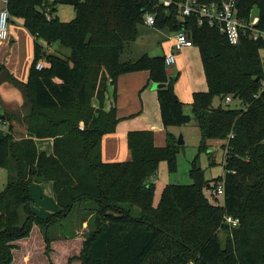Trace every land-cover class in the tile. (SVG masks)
<instances>
[{"label": "trees", "instance_id": "trees-1", "mask_svg": "<svg viewBox=\"0 0 264 264\" xmlns=\"http://www.w3.org/2000/svg\"><path fill=\"white\" fill-rule=\"evenodd\" d=\"M58 2L72 4L76 16L61 20ZM238 5L242 19L258 16L256 26L264 28V0H238ZM46 7L53 14L50 20ZM8 8L11 19H22L34 36V57L27 81L0 63V83L12 81L23 91L27 126L22 137L13 126L0 137V166L8 170L0 190V264H13L15 242L29 237L35 225L50 250L54 230L76 234L73 220L88 227L82 264H264V37L242 35L233 44L217 26L200 23L197 13L182 15L177 5H157V0H9ZM147 12L156 13L157 27L188 30L199 47L208 89L194 92L192 113L176 92L179 73H168L165 55L124 58ZM57 41L70 48L67 56L48 50ZM40 60L45 61L42 68L37 67ZM139 70H149L154 82L167 83L158 89L165 127L194 118L202 132L200 150L221 141L224 174L215 184L194 163V182L167 184L155 205L152 178L161 160L174 169L181 149L171 131L161 146L153 130H131L132 158L104 160V136L120 121L115 105L105 108L106 95L113 85L116 99L118 77ZM235 94L242 106L225 104ZM19 115L0 109L3 122ZM40 138L53 139L52 152L39 149ZM45 181L52 182L58 203L48 217L32 205L31 184ZM222 182L220 204L206 195L205 187ZM227 215L239 223L232 226Z\"/></svg>", "mask_w": 264, "mask_h": 264}, {"label": "crops", "instance_id": "crops-1", "mask_svg": "<svg viewBox=\"0 0 264 264\" xmlns=\"http://www.w3.org/2000/svg\"><path fill=\"white\" fill-rule=\"evenodd\" d=\"M20 21L23 24V20L20 19ZM22 24L13 25L11 28V39L0 42V63L4 64L7 70L16 78L21 81H27L34 57V36ZM175 34L176 32L173 31L170 33H164L165 36L163 40H161L162 46L160 47L164 50L162 54H155L157 52L145 53H149L150 55H166L172 49ZM22 49H25L24 56L26 54V59L22 57ZM55 49L56 48L53 44L48 47L50 52H54ZM63 50L65 51L66 49ZM66 53L68 52L66 51ZM130 55L131 53H125L124 58H134L136 56L134 54ZM28 58L30 59L29 61H27ZM0 70L1 72L4 71L1 68ZM174 73H179V79L175 84L176 92L181 100L187 104L186 109L188 113H192L191 104L194 92L205 91L208 89L205 69L197 45L186 47L177 53ZM0 77L3 78L2 73L0 74ZM3 81L10 82L11 84L14 83L9 80ZM156 83H161L160 87H164L167 84L151 80L149 70H139L122 73L118 77V96L116 99L113 95L114 86L112 85L110 87L104 101V106L105 108L110 109L115 105L120 121L114 132L108 133L104 136L102 149L105 161H125L132 158V153L128 145V134L131 130H153L155 132V142L157 145L161 146L167 143L168 131H171L176 135L177 132L174 131V127L171 126L167 128L164 126L158 97V89L160 87H154ZM24 103H19L16 100H7L6 103H4V106H2L1 109L2 112L17 111L20 112V115L19 117L9 119L7 125H4L5 123L0 119V124L4 123L3 125L5 126V129L0 127V133H8L9 127L13 126L17 137H22L27 134V126L22 119L26 110ZM93 103L96 106L101 104L97 97L93 99ZM37 142L40 150L48 152L53 151L52 138H40ZM215 143L220 145L221 141H215ZM48 183L49 185H44ZM45 186L50 189L45 190L50 192L51 198L46 197L47 199L41 207H44L47 209V212H50L44 214L45 216H42V214V217H48L58 209V203L54 194L52 182H33L31 184V189L33 188V190L41 192V188H45Z\"/></svg>", "mask_w": 264, "mask_h": 264}, {"label": "rangeland", "instance_id": "rangeland-1", "mask_svg": "<svg viewBox=\"0 0 264 264\" xmlns=\"http://www.w3.org/2000/svg\"><path fill=\"white\" fill-rule=\"evenodd\" d=\"M50 2L53 3L54 0H50ZM56 14L60 16L61 20L69 21L76 16V10L70 3L58 2L56 4ZM15 24H22L20 18L12 20L10 28ZM165 32L170 33L172 31L169 28H160L155 25H149L146 22L139 24L138 37L130 42L129 48L125 53L136 55L135 57L132 56L134 58H138L139 54L141 56V54L145 52H157L155 54H162L164 50L160 47L162 46L161 40H163ZM53 46L56 48L54 52L62 56H67V54L71 52L69 47L64 46L58 41L54 42ZM63 49L66 50L64 51ZM24 51L25 49H22V57L26 59ZM66 51L68 53H66ZM261 56L264 65V46L261 48ZM29 60L28 58L27 61ZM1 73L3 74L0 70V74ZM0 94V109H2V106H4L7 100H16L19 103H24L25 101L23 91L16 83L11 84L10 82L2 81L0 83ZM220 103L221 98L216 96L214 105L218 106ZM229 105L232 107L242 106L238 98L234 99ZM186 106L187 104H185V110L188 112ZM3 124L1 123L0 127L5 129L4 125L7 124ZM172 127H174V131L177 132L178 141L180 137H182L181 139L183 141L181 142V149L176 156V165L174 169L170 168L168 161L165 159L161 160L159 164L158 172L153 178L156 186L154 195L155 205L159 203L163 189L167 184H191L194 182V177L191 174L194 163L202 167L205 178L210 180L212 185L215 184L216 178L224 174L223 161L225 151H223L221 145H217L215 141H213V144L210 145L208 149L200 150L199 146L202 140V132L196 119L193 118V120L187 124ZM5 134L6 132L0 133V137ZM7 181L8 170L0 166V190L5 188ZM44 185H49V183ZM46 187L47 186L41 188V192L35 191L33 188L31 189L33 194V208L39 215L43 214L42 216L50 212H47V209L41 207L47 198H51L50 192L46 191L50 189ZM205 193L214 202L220 204L224 202V196L221 194L214 196L211 188L205 187ZM137 210H139V208H137ZM64 221L65 220L62 222ZM72 223V227L75 229L76 234L72 237L71 234V236L69 234L63 235L58 229L54 230L53 232H55L56 239L52 242L50 250L47 248V243L45 242L40 226L35 225L29 237L19 239L15 242L16 248L14 249L13 264H82L80 254L84 246L85 233L88 227L86 222L84 226H79L75 220H73Z\"/></svg>", "mask_w": 264, "mask_h": 264}, {"label": "built area", "instance_id": "built-area-1", "mask_svg": "<svg viewBox=\"0 0 264 264\" xmlns=\"http://www.w3.org/2000/svg\"><path fill=\"white\" fill-rule=\"evenodd\" d=\"M9 0H0V42L11 39L12 31L10 24L12 22L11 14L8 8ZM157 5L171 7L177 5L182 15H190L197 13L200 17V23L207 22L211 26H217L224 33L231 43L240 42L242 35H249L253 39L264 37V28L257 27L259 21L258 16H254L251 20L242 19L239 16L238 0H221L220 3L204 4L200 0H157ZM45 14L50 20L53 17L50 7H46ZM145 22L149 25H155L156 13L147 12ZM194 45L193 38L188 30L182 29L176 32L172 49L165 55V63L167 67L175 65L177 53L186 47ZM45 61L40 60L37 64L38 68H42ZM264 85V82H263ZM234 100L232 95L225 99V104H229ZM7 124V121H4ZM226 152L224 153V156ZM212 194L225 195L224 182L212 189ZM225 221L232 226L239 223L238 218L230 215L225 216Z\"/></svg>", "mask_w": 264, "mask_h": 264}, {"label": "water", "instance_id": "water-1", "mask_svg": "<svg viewBox=\"0 0 264 264\" xmlns=\"http://www.w3.org/2000/svg\"><path fill=\"white\" fill-rule=\"evenodd\" d=\"M168 73H170V74H174V66H172V67H170L169 69H168ZM161 86V83H156L155 85H154V87H160ZM238 97V95L237 94H235L234 95V98H237ZM182 137H180V139H179V143H181L183 140L181 139Z\"/></svg>", "mask_w": 264, "mask_h": 264}]
</instances>
